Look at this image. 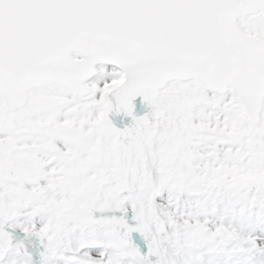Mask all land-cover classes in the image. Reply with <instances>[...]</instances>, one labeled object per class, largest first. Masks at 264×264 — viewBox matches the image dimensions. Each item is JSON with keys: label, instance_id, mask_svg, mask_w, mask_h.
<instances>
[{"label": "snow or ice", "instance_id": "1", "mask_svg": "<svg viewBox=\"0 0 264 264\" xmlns=\"http://www.w3.org/2000/svg\"><path fill=\"white\" fill-rule=\"evenodd\" d=\"M0 264H264V0H0Z\"/></svg>", "mask_w": 264, "mask_h": 264}]
</instances>
